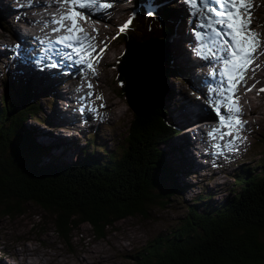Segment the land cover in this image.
Segmentation results:
<instances>
[{"label": "rangeland", "instance_id": "obj_1", "mask_svg": "<svg viewBox=\"0 0 264 264\" xmlns=\"http://www.w3.org/2000/svg\"><path fill=\"white\" fill-rule=\"evenodd\" d=\"M122 1L123 0H113L115 6L110 8L109 12L118 10L119 5H117V3ZM124 1L128 2V0ZM151 1L165 6L172 11L170 20L173 21L174 29L171 36L166 39L164 37L157 39L163 42L171 41V57L174 63H176L174 64L172 62V64H174L176 68H182L184 70L182 77L179 76L176 78L174 76L170 78L168 75H165L162 79L164 88L167 91L163 103L166 108H169L167 119L169 121L178 122L180 126L185 123H190L189 121H193L194 126L199 130L198 132L202 131L203 134L201 136L204 139L202 146L200 144L196 145V153H194V149L192 148V138L190 135L187 134L182 137L184 130H181L180 135L174 136L170 145L168 144V149L170 150L168 160L173 164L176 170L174 177L178 184L182 186V193L165 200V203L161 206H151L146 214L129 216L115 221L111 225L105 226L103 236L98 235L93 226L88 222L80 223V225L71 230L67 236H63L55 225L54 214L47 212L34 202L25 203L23 211H14L11 215H5L0 212V264H135L151 240L158 234L170 233V230L174 229L182 222V217L186 213V206L192 204V201L197 195L205 196L207 198L206 203L210 206L218 205L219 201L234 196V192H238L239 187L234 180L236 171L241 168L252 169L264 158V144L262 143L264 140L262 137L264 134V92H259V89L264 87V55H259L258 59L255 61V64L260 66L251 77L255 87H251V93L246 91L249 92L246 93L248 101L250 104L254 105L251 112L246 106L247 101L244 95L239 97L240 104L241 102L243 103L241 104L243 109L242 113L246 114L242 119L247 121L245 124L247 130L241 131V139L236 140L233 147L244 146L248 139V142L251 140L252 143L248 149L236 156L233 162L232 158H228L233 157V154H230L227 148L223 150L220 149L219 151L216 150V152L206 149L204 147L205 143L208 144V147L213 149V145L216 144L218 140L220 141V138L216 141L210 140L212 138L205 134L207 130L202 129L203 127L209 126L206 124L196 125L199 121H196V119L191 120V117H196L201 107V110H205L204 112L208 113V115L211 114L216 116L208 107L199 105L197 98L194 96L195 92H193V88H191L188 82L190 79L194 84V79L190 78V75L191 73L196 75V72L199 70L197 66L196 68L198 69L190 68H193L190 64L193 61L194 55L192 47L188 46L187 42V35L189 33L196 38V32L204 31V29L198 26V12L187 3V0ZM142 2H144L146 6L150 1L145 3L146 1L142 0ZM252 2L254 5L252 23L254 24H252L251 27L255 32L260 34V40L264 42V0H252ZM23 3V0H0V9L2 11H0V96L4 92L1 82L3 81L5 66L10 64L9 70L13 73L15 80L21 76L30 78L29 82L34 91L32 98L35 106L34 111L38 110L36 116L40 119L28 118L24 124L28 129L36 133V140L38 142L50 147L52 153L48 158L49 161L54 159H59L61 161L74 159L77 155L84 152V148L87 146L88 141H91L90 139L93 137L96 138L94 141L96 140L97 144L103 145V151H120L124 145L129 122L135 111L130 108L129 101H127L126 97L121 93V86L115 79V67L112 65L114 62L113 50L109 53L103 52L98 57L99 63L95 65L96 75H93L92 72L86 68V65H82L83 69L80 68L78 73L75 71L72 72V77L74 78L72 80L73 85H78L81 77L86 82L83 88H81V91L70 90L66 92L67 101H63V109L69 107V113H72V107L68 105L72 103L75 110L78 108L79 112H82L85 102H89L88 106L91 107L92 110L95 109V111H89L92 114V116H88L90 125L85 126V130L77 133L75 137L69 138L65 135H59L56 130L63 128L62 123L64 122L58 120L60 117L56 112L60 111L61 117L63 112L60 107L61 103H58L55 95L56 93H63L65 90L64 88H66L65 86L69 87L72 85H62L61 83H63V81L68 83L69 79L66 77V72L71 70L78 63L73 65L70 64V62L64 64V61H58L60 62V64L57 63L60 71L53 70L55 75L53 72L44 73L43 71H38L36 73L37 75H35L34 70L31 71L30 69L24 68L25 61L22 60L24 52H20L15 47V45L20 42H17L18 39L16 35L18 34L19 36L21 33L25 34L23 37L24 45H26V43L31 40V33L26 30L25 25L20 24V21L24 20L18 18L20 15L25 16L26 19L35 16L38 18L39 16L34 13V10H30V12L23 10ZM137 3H141V0L129 3L125 11L119 9L122 11L119 12V16L116 14H114V17L111 16V20H116V25L107 23V21H105L107 18L103 16L101 17L104 21L102 20L101 23V21L96 19L95 15L92 14L94 19L90 17L92 20H95V29H98V33L93 31V29L91 30L88 27L89 25L86 26L81 23L84 30L91 36L92 32L95 33V41L99 42V45L96 47L97 52H99L98 50L102 44L97 38H101L103 34L106 36L105 33L116 29L120 24L119 18L129 16L134 11ZM120 5L123 6V3ZM157 6L158 5L155 7ZM213 6H215V2ZM57 10L59 14L61 11H66L67 7L61 8L58 6ZM145 11L149 10L146 9ZM98 13L102 15L106 12L104 9L99 10ZM52 16L53 14L50 17V21ZM39 18L40 23L45 20V18H43V20L41 17ZM90 24L95 26L92 23ZM49 25V33L46 36L50 34L54 36L63 34L62 32H51V29L55 27V25L52 26L51 23H49ZM179 35L184 36L182 49L186 62L181 61V57H179V61H175L174 54L176 42L174 40H176V37ZM39 37L41 36H37L36 39ZM102 42L106 43V41ZM116 43L117 44H113L112 48L116 50L115 54L119 53L120 55L122 47L125 46L124 42L121 40V36L117 38ZM260 51H264V43H262ZM118 56L115 61H117ZM61 64L63 67L62 70ZM133 64V70L135 71L133 76H136L139 67V54L136 60H133ZM188 65L189 67L187 68L186 66ZM252 72V70H249L250 74ZM258 74L260 75L258 76ZM256 76L259 79H255ZM55 77L57 78L56 82ZM27 81L28 80H26V82ZM209 81L210 80H208V82ZM89 83H91L92 88L88 87ZM9 92L14 98L13 89H10ZM89 92L92 93V99L90 101L88 100L91 98V96L88 95ZM119 93L122 96L119 95ZM79 94L86 96V98L81 100V106L76 107V103L78 104L79 102L76 97ZM97 96H102V99H97ZM131 96L132 99L135 97L133 94ZM57 97L59 98V96ZM205 97L210 99L209 95ZM100 105H103V107ZM78 125L80 129H83L81 124ZM191 126L193 125L191 124ZM225 131H227V129H225ZM227 138H229V136L224 137L226 142L228 141ZM180 141L185 144L184 148L179 147L181 153L178 151L179 149H177ZM225 144L226 143H224V145ZM95 147L98 149L99 145ZM236 150L232 151V153L236 152ZM101 151L100 149V151H96V153L100 155ZM198 154L204 157L205 166L197 163L199 158L195 159V156ZM181 160H184V162L181 163ZM208 164H210L209 167L207 166ZM256 171H258V169H256ZM252 172H254L253 169Z\"/></svg>", "mask_w": 264, "mask_h": 264}, {"label": "trees", "instance_id": "obj_2", "mask_svg": "<svg viewBox=\"0 0 264 264\" xmlns=\"http://www.w3.org/2000/svg\"><path fill=\"white\" fill-rule=\"evenodd\" d=\"M150 12L139 8L128 34L121 36L124 53L112 63L127 101L123 75L129 50L140 40L166 39L174 29L170 9L160 5ZM9 65L4 67L0 96V212L11 215L34 202L54 214L63 236L83 222L103 236L105 226L146 214L151 206L182 193L168 160V146L180 129L167 119L169 109L163 104L167 91L151 112L134 113L120 151H103L93 137L74 159L49 161L50 147L38 142L36 133L24 124L28 118L40 119L34 111L30 78L15 80ZM162 69L164 76L184 74L167 53ZM252 169L236 171L238 192L216 206L197 195L186 206L182 222L151 240L135 264H264V158Z\"/></svg>", "mask_w": 264, "mask_h": 264}, {"label": "snow or ice", "instance_id": "obj_3", "mask_svg": "<svg viewBox=\"0 0 264 264\" xmlns=\"http://www.w3.org/2000/svg\"><path fill=\"white\" fill-rule=\"evenodd\" d=\"M56 2L61 8L66 6L67 10L61 11L58 15L53 14L50 23L55 27L51 31L63 34L57 36L55 41L46 39L41 43L46 45L49 52H52L56 45L70 49L68 52L63 49L56 50L55 55L61 60L67 59L86 65V68L96 75L95 65L99 63L98 57L107 45L97 52L96 37L86 32L79 21L87 22L91 18L84 10L110 9L114 6L113 3L110 0H56ZM187 3L198 12V26L204 29L203 32L195 33L196 39L200 42L196 54L205 59L216 58L221 65L212 73L215 75L218 72L222 80L218 90H210L215 92L216 98L209 101L218 117V126L208 135L213 140L217 139V134L221 140L225 136L231 137L224 147L234 151L236 150L233 147L234 142L241 139L239 133L247 123L242 119L243 109L239 104L237 89L242 83L246 86L247 72L252 70L255 73L260 67L255 61L259 55H264V51H260L264 42L260 40V34L251 27L254 5L252 0H215V6L212 0H187ZM130 24L131 19L125 21L120 27V32L125 31ZM47 26L48 22H45V27ZM93 31L98 33V29L93 28ZM16 47L19 48V45ZM58 66L56 62L51 64V67ZM88 87L92 88L91 83ZM252 87H255V84ZM251 90L246 86V91ZM259 92H264V87L260 88ZM88 95L91 96L92 93L89 92ZM96 98L102 99V96ZM213 147L219 151L221 145L217 143Z\"/></svg>", "mask_w": 264, "mask_h": 264}, {"label": "bare ground", "instance_id": "obj_4", "mask_svg": "<svg viewBox=\"0 0 264 264\" xmlns=\"http://www.w3.org/2000/svg\"><path fill=\"white\" fill-rule=\"evenodd\" d=\"M23 2H24L22 4L23 10H25L27 12L28 11L30 12V10H34V13L39 15V17H41L42 20H43V18H45V20H43V22H41L39 24V26L41 28L40 32H39L40 33L39 36H41V37H39L38 39H36V38L31 39L28 43H26V48L24 45L23 35L22 34H20L19 36H18V34L16 35L17 39H18L17 42L18 41H20V42H19V44H17V45H19V48L16 47L17 45H15V47L20 52H24L23 58H22V60L25 61V67L24 68L30 69L31 71L34 70V74L37 75L36 73L38 71H41V69L45 70L46 68H48L50 66L52 59H53V56H55V58L57 57L60 60V62L64 61V64L68 63V61H70V60H67V59L61 60V58L59 56L55 55V51L59 50V49H63V51L68 52V51H70V49L63 48V46H61V45H56L55 49L52 52H49L46 48V45L41 43V41H45L46 39L55 41V39L57 37V36H53V35L52 36L51 35L46 36L47 34H44V32L47 31L48 27L50 26L49 25V23H50L49 13L51 11V8H55L56 5H59V4L56 2V0H23ZM110 2H112L113 5L115 6V3L113 2V0H110ZM214 2H215V0H212L213 5H214ZM117 5H118V3H117ZM119 9H121L120 6H119ZM119 9L116 10V11H118V14L121 11ZM84 11H87L88 14L92 18L94 17L92 15V13L90 12V10H84ZM107 11L109 12V9H107ZM31 16H32V14H31ZM92 18H90L87 22H85L83 20H80V22L85 23L87 26L89 25L88 27H90V28H93L95 26H92L90 23L95 25L96 22H95V20H92ZM254 18H255V16H254ZM18 19L24 20V21H20L21 25H23L26 20H30L33 23H35V21H36L35 19H32V18L26 19V17L23 15H20ZM45 22H48L47 27H45ZM252 24H254V23H252ZM52 26H54V25L52 24ZM33 36H35V34L31 33L30 37H33ZM42 39H44V40H42ZM174 41L176 42L175 43L176 44L175 54H174L175 61H179V57H181V61L186 62V59L184 58V55H183V49H182V45H183L182 43L184 42V36L179 35L176 37V40H174ZM22 42H23V44H22ZM187 42H188V46L192 47L193 55H194L193 61L190 64V66H193V68L192 67H190V68L191 69H198V68H196V66L199 67V70L196 72V75H194L193 73H191V75H190V78L194 79V84L192 83V81L190 79L188 81L192 87V86H195L196 84H198L197 82L206 79L204 73H202L203 67H209V68L213 69L214 71H216L221 67V65L217 61L216 58L209 57L208 59H205V58H202L201 56H198L196 54V49H197L200 42L196 38H194L190 33L187 35ZM171 50H172L171 41H166V42L164 41L163 42L157 38L150 39V40H147V41H144L141 43H137L129 50L125 76H126V79L128 82L127 92L130 95L129 103L132 105V107L130 106V108L133 111H135V112L139 111L140 114H145L146 112L150 111V109H149L150 106L151 107L155 106L156 104H158L162 100L165 88H164V82H162V79L164 77V71L161 70V64L165 59L166 53L172 55ZM138 54H139L138 72H137L136 76L132 77L130 68H131V65H133V60H136V57ZM221 55H222V53H221ZM172 62L174 63L173 59H172ZM174 64H176V63H174ZM60 66H62V64ZM186 67L188 68L189 65ZM253 74H254L253 72L250 74L249 71L246 74L245 80H246V86L247 87L251 88L252 85L254 84V82L251 78L253 76ZM259 75L260 74H258V76ZM216 78H221V76L218 74V72L216 74ZM255 79H259V78L256 76ZM85 82L86 81H84V79L81 77L80 83L78 85L75 86V85H73V83H71L72 85L69 84L70 85L69 87L65 86L66 88H64L65 90L63 92L64 96L59 97V100L61 101V103H63L64 100L67 101L66 92H68L70 90H74V91H78V92L81 91V88H83V85ZM208 84L211 85V88H215L217 85L215 80H210L208 82ZM246 86L243 83L241 85H239L238 89H237V95L239 97L244 95V98L247 101L246 106L249 108V110L251 112V109H253L254 105L250 104V102L248 101V97L246 96V93H249L250 91L246 92ZM131 94H133L135 96L136 101H137L136 104H134V102L131 100ZM205 96H208V95L206 94ZM209 96H210V99H215L214 96H211V95H209ZM76 98H77V100H79L78 104L76 103V107H79L82 104L81 100L85 99L86 96L79 94ZM91 99H92V95H91V98L88 100L90 101ZM210 99H207V100L210 101ZM85 104H86V102H85ZM239 104H240V102H239ZM241 104H243V103L241 102ZM241 104H240V106H242ZM68 105H70V107H72V113H69V114L79 112L78 108H77V110L74 109V105H72V103H70ZM63 106H64V104H63ZM199 109H200V107H199ZM201 109H202V107H201ZM201 109H200L199 113H197L196 117H193V120L196 119V121H199V123H196V125L197 124H199V125L206 124L207 126H209V127H203L202 128L204 130H207V132L205 134L208 135V133L213 128L218 126V124L216 125V121H218V118H217V116H214L211 114L208 115V113L204 112L205 110L202 111ZM74 110H75V112H74ZM56 113L58 114L59 117H61L60 111H57ZM245 115L246 114L242 113V117H245ZM80 117H81V120L78 124H81L82 127H85L84 125L89 123L88 117L84 116V115L83 116L81 115ZM62 125H63L62 127H64L66 124L62 123ZM246 130H247V127L244 126L243 131H246ZM197 131H199V130L197 129ZM224 131H225V129H224ZM199 133L201 135L203 134L202 131H200ZM240 133H239V136H240ZM59 135H61V134H59ZM218 138H219V134H217V139ZM200 139H202L200 141L201 143L199 142L198 144H200L202 146L204 139L202 138V136H200ZM230 139H231L230 137L227 138L228 141ZM224 143H227V142L221 143V139H220V141L218 140V144L221 145V148H220L221 150H223L225 148ZM191 145H192V148L194 149V153H196L195 150H196L197 143L193 142V143H191ZM207 145L208 144L205 143L204 147L206 149H208ZM184 146H185V144L180 141L177 149H179V147L184 148ZM234 148H238V147L235 146ZM172 149H173V147H172ZM214 149L212 151L216 152L217 149L216 148H214ZM178 151L181 153L180 149ZM183 151H184V149H183ZM230 154H231V152H230Z\"/></svg>", "mask_w": 264, "mask_h": 264}, {"label": "water", "instance_id": "obj_5", "mask_svg": "<svg viewBox=\"0 0 264 264\" xmlns=\"http://www.w3.org/2000/svg\"><path fill=\"white\" fill-rule=\"evenodd\" d=\"M165 60V59H164ZM163 63H164V61L162 62V64H161V70H163L162 69V65H163ZM133 67H134V64L133 65H131V68H130V71H131V75H132V77H133V74L135 73V71L133 70ZM164 71V70H163ZM125 73H126V71H125ZM131 77V78H132ZM123 78H125L124 79V86H125V90H126V92H127V86H128V82H127V79H126V76H125V74L123 75ZM129 90V89H128ZM165 92H166V90H164V95H165ZM127 95H128V100L130 101V95L128 94V92H127ZM132 95V94H131ZM163 95V96H164ZM163 99V98H162ZM131 100L134 102V104H136V98L134 97L133 99H132V96H131ZM161 102H162V100L158 103V104H156L155 106H157V105H161ZM130 106L132 107V105L130 104ZM155 106H150V111H148V112H146L145 114H148L149 112H151L152 111V109L155 107ZM137 114H140L139 113V111H137L136 112Z\"/></svg>", "mask_w": 264, "mask_h": 264}, {"label": "clouds", "instance_id": "obj_6", "mask_svg": "<svg viewBox=\"0 0 264 264\" xmlns=\"http://www.w3.org/2000/svg\"><path fill=\"white\" fill-rule=\"evenodd\" d=\"M117 60H119V59H117ZM114 63H116V62H114ZM126 66H127V64H126ZM179 135V134H178Z\"/></svg>", "mask_w": 264, "mask_h": 264}]
</instances>
